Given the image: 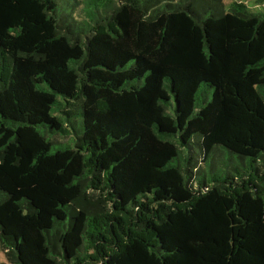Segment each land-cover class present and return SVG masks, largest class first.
<instances>
[{"label":"trees","instance_id":"obj_1","mask_svg":"<svg viewBox=\"0 0 264 264\" xmlns=\"http://www.w3.org/2000/svg\"><path fill=\"white\" fill-rule=\"evenodd\" d=\"M194 144L242 166L171 164ZM0 244L16 264H264V14L0 0Z\"/></svg>","mask_w":264,"mask_h":264},{"label":"rangeland","instance_id":"obj_2","mask_svg":"<svg viewBox=\"0 0 264 264\" xmlns=\"http://www.w3.org/2000/svg\"><path fill=\"white\" fill-rule=\"evenodd\" d=\"M118 1V0H117ZM259 0H224V3L226 4L227 7H229L230 4L234 2H242L249 6L250 10L254 13H263L264 14V4H258ZM212 99V91L208 90L207 88L201 89V92L199 93L198 97V102H206L210 101ZM43 134L46 132L45 129H41ZM47 138L52 142V151L55 152L59 149H61L62 145H68L71 142L74 143L75 138L73 139L72 136L69 137H61L57 135H53L52 133H47ZM73 139V141H72ZM73 145V144H72ZM224 155L222 156V153H219V158H216V155L214 153L211 155L207 167L205 168V163L202 161V159L199 157L201 153L200 147H196L195 144L191 145V147H186L183 150V153L181 154L180 158L175 159L171 164L176 165L180 163L181 165L184 164V159L183 155H187V157H193L195 160L198 158V162L195 163V166H193L192 170L195 173H199L203 171V173L200 175V179H205L206 181H211L213 180L216 176L219 175H224L228 172L231 173L234 172L233 168H241V158H239L236 155H232L229 153V151L225 149H220ZM205 168V170H204ZM193 186L196 187L195 184ZM100 197L98 195H92V194H87L86 195V201L89 202L90 204H95L98 202ZM8 253V251H3L1 244H0V264H16L14 261V256Z\"/></svg>","mask_w":264,"mask_h":264}]
</instances>
